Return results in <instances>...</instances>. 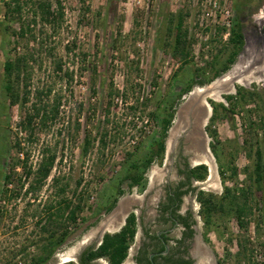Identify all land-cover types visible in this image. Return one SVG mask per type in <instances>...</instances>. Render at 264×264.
I'll use <instances>...</instances> for the list:
<instances>
[{"label": "rangeland", "instance_id": "rangeland-1", "mask_svg": "<svg viewBox=\"0 0 264 264\" xmlns=\"http://www.w3.org/2000/svg\"><path fill=\"white\" fill-rule=\"evenodd\" d=\"M13 1L0 0V264H77L73 254L97 250L104 233L114 235L124 209L133 207L131 197L151 194V179L168 168L172 152L165 160L154 157L141 187L129 190L125 176L155 152L162 122L175 110L173 127L191 82L223 72L237 17L245 45L220 76L227 74L221 84L237 83L224 88L230 95L208 99L212 117L205 143L216 173L200 182L204 198L214 195L223 206L206 225L216 259L264 264V182L258 186L254 173L258 152L264 166V0H19L21 10L8 13L7 3L11 10L18 6ZM40 3L52 5L49 21L42 19ZM180 17L191 62L184 71L183 60L174 56ZM22 57L29 61V75L11 78L19 95L13 104L4 64ZM36 92L43 93L40 99ZM190 113L180 121L185 131L195 127L190 116L201 117ZM29 116H35L31 126ZM53 157L50 177L40 183L39 165ZM195 160L199 164L196 151ZM226 189L239 198L236 206L246 199L251 208L244 228L231 198H223ZM117 198L123 207L113 226L116 215L106 208ZM62 200L82 205L77 223L56 215ZM66 234L67 241L52 248Z\"/></svg>", "mask_w": 264, "mask_h": 264}, {"label": "flooded vegetation", "instance_id": "flooded-vegetation-1", "mask_svg": "<svg viewBox=\"0 0 264 264\" xmlns=\"http://www.w3.org/2000/svg\"><path fill=\"white\" fill-rule=\"evenodd\" d=\"M167 140L170 142L169 134ZM167 140L162 157L167 159L171 151L168 159L171 164L157 180V177L151 179V194L131 197L133 207L128 208L121 229L113 233L121 232L128 219L134 217L133 243L129 244L122 264H204V261L221 264L208 246L206 217L200 202L202 193L205 194L201 188L204 184L196 176L198 167L204 164L196 162L195 151L190 149L185 134L179 135L170 146ZM194 200L200 202L197 209ZM86 251L88 249L76 252L72 260L77 264H100L99 259L85 261ZM106 259L105 264H111L110 259Z\"/></svg>", "mask_w": 264, "mask_h": 264}, {"label": "trees", "instance_id": "trees-1", "mask_svg": "<svg viewBox=\"0 0 264 264\" xmlns=\"http://www.w3.org/2000/svg\"><path fill=\"white\" fill-rule=\"evenodd\" d=\"M13 4H15L17 7L16 9H10L11 4L7 3L6 6L7 12H18L21 10V7L19 6V0H14ZM39 5V10L42 14V19L48 20L53 16L51 10H52V5L49 3H40ZM38 13V12H36ZM173 19V18H172ZM173 20L170 21L172 23ZM26 33L25 29L21 30V36H24ZM229 35H230V43L232 44V51L228 59V64L223 68V72H215L213 77L209 80H200V81H195L191 82V84L188 86V88L185 90V93H190L194 86H205L207 84H210L213 82L215 79L219 78L222 74L227 73L230 70V66L235 63V60L237 57L240 55V53L243 51L244 45H245V38L243 34V25L240 21V19L237 17L236 19L232 20V26L229 29ZM185 34L183 32V18L178 19V24L176 26V35H175V46H174V56L176 58H179L183 60L181 70H185L190 68V63L187 61L189 57V53L187 51L186 47V42L184 40ZM29 61L26 57L19 58L15 61H7L4 64V73L7 78V85H6V92L10 96L12 103L15 104L17 103L19 99V95L15 93L13 83H11V78L13 77L14 74H17L19 77L20 75L25 76L26 74L29 75ZM58 70H61V66L59 65L57 67ZM25 73V74H23ZM29 77L26 76L25 79H28ZM178 80V75L176 74L174 77V82L176 83ZM241 93V91H239ZM43 95L42 92H36V97L37 99H40L41 96ZM227 100H231V97H228ZM213 103V102H212ZM213 105V104H212ZM220 107H222L225 111L226 108L220 104ZM172 110L174 109L173 106H171ZM171 110V111H172ZM214 110V116L213 118L216 119V111L217 107L213 108ZM40 114V111L36 113V117H38ZM175 117V110L173 112H170L168 118L164 119L162 122V136H161V141L157 145V149L155 152H152L148 158H146L143 162L141 163H135L132 165L131 170L128 172V174L125 176V181H128V187L129 190L135 188V187H141L143 185V181L145 179V174L150 168L151 164L154 161V157H162L163 154L165 153L166 150V139L168 137V133L170 128L172 127L173 119ZM35 120V116H29L28 123L31 126L33 121ZM213 153H215V148L212 147ZM258 161L255 165L254 173H255V183H257L258 186H260L264 182V166L261 163V153L258 152ZM55 158H50L47 159V161L42 162L39 165L38 168V175H39V181H45L50 177V174L52 172V169L54 167L55 163ZM234 173L237 172L236 169L233 170ZM198 175L196 178L204 180L207 176L208 169L206 166L201 165L198 167ZM57 184L58 181L55 180L54 184ZM124 190H119V194L123 195ZM65 193V189H61L59 191V195H63ZM231 192L226 189L224 192V197L226 198L227 196L231 198L230 196ZM239 198L237 196H232L230 200V204L233 206H236L238 203ZM245 203L243 205H237L236 206V218L239 222V226L244 228L247 224L244 222L245 217H248V212L251 211V208L248 207V202L245 199ZM118 198L115 199L114 202H112L107 208H106V213H110L117 205ZM200 202L203 204V213L205 214L206 217V225H209L211 222V217L212 214L215 211H218L219 209H222L223 206L218 205L215 201L214 195H211L210 198L205 199L204 194L202 193L200 197ZM63 205V206H62ZM60 211L57 212V216L61 217V219L69 221L71 223H77L78 221V213L82 210V205H74L72 201H66L62 200L60 203ZM66 213V215H65ZM127 226L123 228V230L119 233H116L114 235L106 234L104 237V240L100 247L97 250L89 249L86 251L84 254V260L85 261H90V260H95V259H100V258H109L111 261V264H122L125 259L127 258L128 255V250H129V244L130 241L134 237V229L132 228L134 226V217L131 216L128 219ZM132 225V227H131ZM67 235V234H66ZM64 235L60 241H55L52 243V248H54L56 245L62 246L67 240L66 236Z\"/></svg>", "mask_w": 264, "mask_h": 264}, {"label": "water", "instance_id": "water-1", "mask_svg": "<svg viewBox=\"0 0 264 264\" xmlns=\"http://www.w3.org/2000/svg\"><path fill=\"white\" fill-rule=\"evenodd\" d=\"M228 74V73H227ZM226 74V75H227ZM226 75L220 77L219 79L221 80L222 78H224ZM219 79H216L214 82L211 83L210 86L205 87L203 89H194L192 92L189 93V98L182 104V106L178 109L177 111V120L174 123L173 127L170 129V142H173L181 133L184 132V134L186 135V140L187 142H190V135L191 132L194 128H197V135L201 136L202 138L204 137V142L207 140L208 141V137L205 131V127L207 125L208 120L212 117V107L210 106V104L208 103V99H212L215 100L213 97L215 96V94H221L220 96H224V95H230V91H228L229 89H231V86L234 87L236 86L237 80H234L235 82H232L231 85L228 84H221L222 82L219 81ZM226 87V89H228L226 92L224 91V88ZM225 89V90H226ZM201 110V118L200 120L196 117L190 116L189 119L191 120V118L194 119V121L192 122L193 125H195V127L190 128L189 131H185L182 126V123H180V120L182 121V117L185 118V116L190 112H197V110ZM188 117H186L184 119V121L187 119ZM192 121V120H191ZM181 126V129L178 130V135L174 140L172 139V132L177 128V126ZM206 144V143H205ZM207 147H208V143H207ZM191 149V148H190ZM211 154V164L212 167H210L209 163H204V159L201 158L198 162L199 164H204L206 166L209 167L210 169V175L214 176L216 173V159L215 157ZM198 160V159H196ZM122 202H119L118 205L114 208V210H112V215H116L117 211L122 208ZM128 213V211L126 209H124V212L122 214V217ZM111 216V215H110ZM112 216V217H113ZM121 218V217H120ZM127 218L123 217L121 220H125ZM119 223V222H118ZM122 226L119 227V229L116 231L118 232L121 229ZM105 230L102 231V233H104L106 230V227H104ZM110 232V231H109ZM115 233V232H114ZM105 235V233L103 234ZM103 238V237H102Z\"/></svg>", "mask_w": 264, "mask_h": 264}, {"label": "bare ground", "instance_id": "bare-ground-1", "mask_svg": "<svg viewBox=\"0 0 264 264\" xmlns=\"http://www.w3.org/2000/svg\"><path fill=\"white\" fill-rule=\"evenodd\" d=\"M261 74H263V71H264V68H262L261 70ZM238 72V71H237ZM241 73V72H239ZM245 79V78H244ZM230 80V79H229ZM233 80V79H232ZM236 80V79H235ZM259 80V79H258ZM221 81V80H220ZM227 81V80H226ZM216 95H219L218 93ZM219 99V98H217ZM215 99V100H217ZM200 110V109H199ZM199 110H197V112L195 113H199L201 114L202 111L200 112ZM199 114H198V117H199ZM201 118V117H200ZM187 122V121H186ZM183 124V123H182ZM186 125V124H185ZM178 127V126H177ZM181 129V128H180ZM177 130V128H176ZM197 128L194 129V131L192 132V138L190 139L192 142H193V145L195 144V151H196V156L199 158V160L201 158L204 159V163H209V165L211 164V155L208 151V148L206 147V144L204 142V137L202 138L201 136L197 135ZM177 132V131H175ZM177 136V135H176ZM194 149V148H193ZM212 165V164H211ZM210 165V166H211ZM122 214V208H120L118 211H117V214H116V217L114 218V223H113V226L117 223V220L119 218V215ZM115 216V215H114ZM121 217V216H120ZM111 226V227H113ZM206 261H204V264H208L209 262L205 263Z\"/></svg>", "mask_w": 264, "mask_h": 264}]
</instances>
